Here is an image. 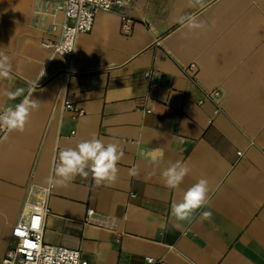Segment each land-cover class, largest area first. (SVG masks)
Here are the masks:
<instances>
[{
  "label": "crops",
  "instance_id": "0c3cea01",
  "mask_svg": "<svg viewBox=\"0 0 264 264\" xmlns=\"http://www.w3.org/2000/svg\"><path fill=\"white\" fill-rule=\"evenodd\" d=\"M60 3L0 0V52L13 65L12 79H0V110L30 90L41 103L24 132L0 131L8 136L0 143V262L28 214L29 188L47 185L62 148L95 136L122 149L118 179L97 187L90 174L51 188L44 241L80 249L88 264H149V256L264 264V0H208L203 9L123 0L118 10H97L77 37L70 76L69 62L42 43L60 36ZM189 13L205 28L177 23ZM17 89L15 100L2 94ZM65 95L83 115L63 109ZM177 161L191 171L173 190L162 173ZM201 178L209 203L200 211L211 220L198 212L176 221L172 204Z\"/></svg>",
  "mask_w": 264,
  "mask_h": 264
},
{
  "label": "clouds",
  "instance_id": "9594fccd",
  "mask_svg": "<svg viewBox=\"0 0 264 264\" xmlns=\"http://www.w3.org/2000/svg\"><path fill=\"white\" fill-rule=\"evenodd\" d=\"M100 0H97L99 3ZM208 0H188V7L192 9H203L207 7ZM177 23L196 32L205 28V22L194 14H183L178 17ZM64 52L72 51L67 46ZM63 52V53H64ZM13 65L8 55L0 52V79H12ZM24 89L16 91H4L2 94L9 99L15 100L23 95ZM33 90L24 99L13 106H8L0 110V131L5 133L24 132L33 112L38 111L40 102L32 98ZM8 138L7 135L0 138V143ZM124 153L118 142H105L101 138L93 136L91 139L79 142L75 147L62 148L58 153V158L54 163L52 175L49 176L47 184L49 189L57 186H64L75 180L77 176L87 178L91 174L95 185L111 186L118 179L117 164ZM190 167L181 162L170 163L163 171L164 184L169 189H177L184 178L190 173ZM138 169L133 166L129 170V175L135 176ZM209 184L207 179L201 178L184 192L183 199L179 203L172 204V215L178 222H191L196 219L199 212L201 221H210L211 211H200L209 203ZM149 264H152L149 258Z\"/></svg>",
  "mask_w": 264,
  "mask_h": 264
},
{
  "label": "built area",
  "instance_id": "2783aa9c",
  "mask_svg": "<svg viewBox=\"0 0 264 264\" xmlns=\"http://www.w3.org/2000/svg\"><path fill=\"white\" fill-rule=\"evenodd\" d=\"M123 0H61L60 9L64 17L61 22V32L57 40L43 41V45L51 47L52 53H58L68 62L67 75L71 74V60L73 59L77 37L81 32L91 30L97 10H118ZM121 30L128 33L131 30V20L121 13ZM72 51L64 52V47ZM64 52V53H63ZM193 64H190L192 66ZM189 66V67H190ZM148 74V72H146ZM213 98L218 95L217 90L207 93ZM62 107L72 112V116L83 115L85 110L67 95L64 96ZM35 192L31 198L30 194ZM51 189L47 185L30 187L25 198V206L28 214L19 218L11 229V236L14 243L9 246L0 264H88V260L82 257L80 249L69 248L59 244L44 241L43 234L45 220L50 213L49 196ZM93 212L92 208L87 209V216ZM35 247H29V245ZM152 264H168L162 258L149 256Z\"/></svg>",
  "mask_w": 264,
  "mask_h": 264
},
{
  "label": "snow or ice",
  "instance_id": "6c2138e0",
  "mask_svg": "<svg viewBox=\"0 0 264 264\" xmlns=\"http://www.w3.org/2000/svg\"><path fill=\"white\" fill-rule=\"evenodd\" d=\"M29 247H35V245L30 244Z\"/></svg>",
  "mask_w": 264,
  "mask_h": 264
}]
</instances>
